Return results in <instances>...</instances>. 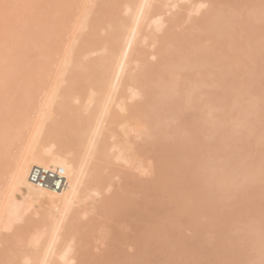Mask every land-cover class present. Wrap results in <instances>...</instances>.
<instances>
[{"label":"bare ground","instance_id":"6f19581e","mask_svg":"<svg viewBox=\"0 0 264 264\" xmlns=\"http://www.w3.org/2000/svg\"><path fill=\"white\" fill-rule=\"evenodd\" d=\"M0 97V264H264V0H0Z\"/></svg>","mask_w":264,"mask_h":264},{"label":"rangeland","instance_id":"374dc122","mask_svg":"<svg viewBox=\"0 0 264 264\" xmlns=\"http://www.w3.org/2000/svg\"><path fill=\"white\" fill-rule=\"evenodd\" d=\"M93 56L97 57L96 55H93ZM93 56L91 57L92 59L94 58ZM94 59H95V58H94ZM43 95H45V94H43ZM40 96H41V97H40ZM0 98H2V97H0ZM33 98H34V96H33ZM41 98H42V99H41ZM3 99H4V98L0 99V102H1V100L4 102V103H3V102L0 103V105L2 104L1 107H0V111H1L2 114H3V115H0V118H1L0 121H3V122H4V121H5V122H8V121H9V122H10V120H11L12 123H14V122H17V121H18L17 119H19V122H22V119H23V117L25 116L24 119L27 120V122H26V125H27V123H31V124H32V123L35 122L34 119L36 118V113H38V111H39V113H40V111H41L40 108H41V107L44 108V107L41 106V104H39V103L42 102V101L44 102V100H45L46 98H44V96H42V94L39 95V96H38V94H37L36 97L34 98V99H35V103L38 101L37 104L40 105L41 107L38 106V107H40V108H38V110H37V105H36L35 103H34V104L32 103V105H36V109H35V106L33 107V106H31V105L29 104L32 108L29 107L30 110H29V109L24 110V109L28 106V105H27V106L25 105V108L23 107V110L20 109L21 111H20L19 114H20L21 116H19V118H18L17 116L12 115V113H7L8 110H9V112H10V109H12V108H9V107L13 106V109H12V110H14V109H15V108H14L15 106H14L13 103H12V104L10 103L11 106L7 105V104H9V103H7V102H10V101H6V100H3ZM43 99H44V100H43ZM36 100H37V101H36ZM5 101H6V102H5ZM6 103H7V104H6ZM5 104H6V105H5ZM43 104H44V103H43ZM77 105H78V104H77ZM3 106H4V107H3ZM8 106H9V107H8ZM75 106H76V105H75ZM75 106H74V107H75ZM5 107H7V108H5ZM76 107H77V106H76ZM27 108H28V107H27ZM42 108H41V109H42ZM4 109H6V111H4ZM32 109H35V110H32ZM70 109H71V110H69V111H72L73 108H70ZM27 110H28V114L24 113V112L27 111ZM44 110H45V109H44ZM78 110L80 111V109H78ZM78 110H77V111H78ZM22 111H23V113H21ZM73 111L75 112V110H73ZM1 112H0V114H1ZM4 112H5V113H4ZM11 112H12V111H11ZM32 112H33L34 114H32ZM42 112H43V110H42ZM42 112H41V113H42ZM41 113H40V114H41ZM4 114H5L6 116H5ZM9 114H10V118H9ZM13 114H14V113H13ZM15 114H16V115H19L18 113H15ZM22 114H23V115H22ZM24 114H26L27 116L24 115ZM29 114H30L31 116H29ZM40 114H39V115H40ZM7 115H8V116H7ZM11 115H12V117H11ZM37 115H38V114H37ZM39 115H38V116H39ZM3 116H4V117H3ZM2 117H3V118H2ZM13 117H15V118L17 117L15 121H13V120H14ZM27 117H28L29 119H28ZM30 117H31V118H30ZM6 118H8V119L6 120ZM21 118H22V119H21ZM2 119H3V120H2ZM12 119H13V120H12ZM24 119H23V120H24ZM30 119H31V120H30ZM25 120H24L23 122H25ZM33 120H34V121H33ZM28 121H29V122H28ZM87 121H88V120H87ZM10 123H11V122H10ZM85 123H87V122H85ZM2 124H3V123H0V128L3 127ZM14 124H17V123H14ZM22 124H23V123H22ZM87 124H89V123H87ZM23 125H25V124H23ZM28 125H30V124H28ZM28 125H27V126H28ZM33 125H34V124H33ZM29 127H30L31 129H33V126H32V127H31V126H28L27 129L25 128L26 130L24 129V131H23V132H25V135H24V133H22V132H21L22 134L19 135V133H20V131H19L18 135L16 134L15 137L13 136V138H14L16 141H15L14 139H12V140L14 141V142H12V140H11V143H13V144L15 143L13 146H15L16 148H17V147H19V148L16 149L17 151H16L15 149H13V150L10 149L11 152H13V154H15V156H13V154H12V155L10 154L11 157L8 156L9 159H8V157H7V159H8L7 161H8V163L11 162V163H10V166H8L9 164H8L7 162H5V164L7 163V164H6V165H7L6 168L4 167L5 165L3 166V167L5 168L4 170H6V172H7V173L4 172V173H5V177H7V178H8V176L10 175L9 173L11 172V171H10V169H12L11 167L14 166V163L12 162V161H13V158H12V157H14V159H15V158H16V154L18 153V151L20 150V148L23 147V146H25V145H26L25 143H26L27 141H28L27 144H29V142H30V140H31V138H32V137H31V136H32V133H31V136H30L31 138L27 137V134L29 135V133L31 132V131H30V132L28 131V130L30 129ZM3 128H4V127H3ZM3 128H1V130H2ZM1 130H0V132H2ZM21 131H22V130H21ZM26 131H28V133H26ZM18 136H19V138H18ZM20 136H22V137H20ZM24 136H25V138H24ZM17 138H18V139H17ZM22 138H24L25 140H23ZM28 138H29V140H27ZM19 140H20V141H19ZM74 141H75V140H74ZM1 142H2V140H1ZM24 142H25V143H24ZM71 142H72V141H71ZM71 142H69V143L71 144ZM80 142H82V140H81ZM80 142L78 143L79 145H80ZM19 143H21V144H19ZM75 143H76V142H75ZM75 143H74V144H75ZM18 144H19V146H18ZM23 144H24V145H23ZM76 144H77V143H76ZM78 144H77V145H78ZM22 145H23V146H22ZM68 146H69V144H68ZM71 146H74V147H75L76 145H71ZM71 146H70V147H71ZM11 147H12V146H11ZM80 147H81V146H79V149L76 151V154H77L78 151H79V152L81 151L82 148H80ZM71 148H72V147H71ZM76 148H78V146H77ZM76 148H74V149H76ZM18 149H19V150H18ZM14 151H15L16 153H15ZM9 153H10V152H9ZM79 154H80V157H81V152H80ZM17 155H18V154H17ZM80 157H79V158H80ZM10 158H11V159H10ZM10 160H11V161H10ZM12 165H13V166H12ZM7 167H8L9 170L7 169ZM4 170H3V171H4ZM9 171H10V172H9ZM8 172H9V173H8ZM3 176H4V175H3ZM5 177H3V181H4V182L9 181V178H8V180H7V178H5ZM4 201H5V203H6V200H4ZM0 202H1V201H0ZM1 203H2V202H1ZM3 203H4V202H3ZM5 203H4V204H5ZM2 206H3V205H2ZM0 207H1V206H0ZM0 209H1V208H0ZM2 209H3V207H2ZM2 209H1V210H2ZM1 210H0V211H1ZM0 213H1V212H0ZM28 214H29V213H28ZM4 233L7 234L6 231L3 232V234H4ZM8 234H9V233H8ZM8 234H7V235H4V236L6 237V236H8ZM30 234H32V233H29V236L26 237V240H27L28 238H29V240H30V237H31ZM29 240H27V241H29ZM27 241H26L25 243L28 245ZM22 247H23V245H22ZM24 248H25V245H24Z\"/></svg>","mask_w":264,"mask_h":264},{"label":"built area","instance_id":"2783aa9c","mask_svg":"<svg viewBox=\"0 0 264 264\" xmlns=\"http://www.w3.org/2000/svg\"><path fill=\"white\" fill-rule=\"evenodd\" d=\"M28 179L34 186L49 191L62 193L69 189V179L62 168L34 166Z\"/></svg>","mask_w":264,"mask_h":264}]
</instances>
